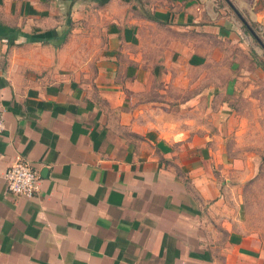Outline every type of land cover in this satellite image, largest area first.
Here are the masks:
<instances>
[{"label":"crops","instance_id":"0c3cea01","mask_svg":"<svg viewBox=\"0 0 264 264\" xmlns=\"http://www.w3.org/2000/svg\"><path fill=\"white\" fill-rule=\"evenodd\" d=\"M263 52L264 0H0V264H264L227 145Z\"/></svg>","mask_w":264,"mask_h":264},{"label":"rangeland","instance_id":"374dc122","mask_svg":"<svg viewBox=\"0 0 264 264\" xmlns=\"http://www.w3.org/2000/svg\"><path fill=\"white\" fill-rule=\"evenodd\" d=\"M236 52L237 57H242ZM260 59L264 60V52L251 53L248 60L239 61L233 69L242 77L237 79L230 101L232 109L243 114L245 121L237 120L227 145L241 162V174L234 173L231 181L239 185L236 193L243 200L246 222L258 233L264 246V63L261 66ZM224 64L227 63L220 62L218 70Z\"/></svg>","mask_w":264,"mask_h":264},{"label":"built area","instance_id":"2783aa9c","mask_svg":"<svg viewBox=\"0 0 264 264\" xmlns=\"http://www.w3.org/2000/svg\"><path fill=\"white\" fill-rule=\"evenodd\" d=\"M5 128V120L0 114V131ZM4 177L7 182V188L14 194L31 197L39 188V174L31 163L16 156L7 166Z\"/></svg>","mask_w":264,"mask_h":264},{"label":"trees","instance_id":"16d2710c","mask_svg":"<svg viewBox=\"0 0 264 264\" xmlns=\"http://www.w3.org/2000/svg\"><path fill=\"white\" fill-rule=\"evenodd\" d=\"M99 3L103 4L105 3L107 0H97Z\"/></svg>","mask_w":264,"mask_h":264}]
</instances>
